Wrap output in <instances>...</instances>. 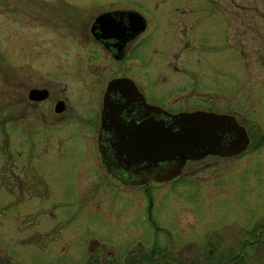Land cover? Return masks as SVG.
<instances>
[{
    "label": "rangeland",
    "instance_id": "rangeland-1",
    "mask_svg": "<svg viewBox=\"0 0 264 264\" xmlns=\"http://www.w3.org/2000/svg\"><path fill=\"white\" fill-rule=\"evenodd\" d=\"M119 7L136 10L146 21L130 61L120 63L132 70V81L140 86L146 100L157 103L155 98H159L171 111L210 110L233 114L247 127L253 123L256 100H263L255 86L254 41L256 30L264 25V0H0V115L12 113L11 121L4 128L0 126V150L3 134L10 140L15 135L12 109L16 88L65 87V92L71 93L65 102L75 113L71 121L93 122V102L99 96L92 89L83 94V100L72 89L79 86L77 78L84 68L89 76L101 77L100 84L107 79L101 67L92 70L95 63H78L83 55L96 58L102 53L91 42H82V36L71 40L64 30L70 25L82 26L83 21L87 26L101 10ZM78 27L75 25V33ZM254 148L252 139L247 153L241 156L206 155L182 168L180 176L169 182L148 183L150 204L142 187L121 190L108 182L113 189L103 186V192L107 191L100 195L101 208L108 214L129 215L134 222H139L141 215H152L156 230L163 232L188 229L192 236L200 230L195 221L203 220L208 227L212 222L216 231L227 230L230 241L236 237L240 240L243 229L251 232L246 236L254 238L259 216L264 215V186L256 184L259 154ZM65 192L64 201L76 199L70 185L65 186ZM40 200L38 219L47 214ZM85 215L96 218L99 214ZM99 226L104 233L98 236L112 243L114 230H105L101 224L92 226L91 231L98 232ZM1 230V264L52 261L48 234L42 238L18 237V246L13 247L18 240ZM85 234L84 230L70 241L68 254L61 257L64 261H84L79 247ZM248 256L252 257L247 250Z\"/></svg>",
    "mask_w": 264,
    "mask_h": 264
},
{
    "label": "flooded vegetation",
    "instance_id": "flooded-vegetation-1",
    "mask_svg": "<svg viewBox=\"0 0 264 264\" xmlns=\"http://www.w3.org/2000/svg\"><path fill=\"white\" fill-rule=\"evenodd\" d=\"M131 10L134 9L119 7L101 10L92 17L87 26L85 21L82 26L75 24L79 26L76 30L77 34L74 32L75 25H68L69 27L64 30L71 40L82 36V42H91L96 50L102 53L96 58L83 55L78 63L84 61L95 63L97 66L92 70L101 67V70L106 72L107 79L100 84L102 78L89 76V70L84 68L77 78L79 86L72 89V92H76L75 95H80L83 100H85L83 94L89 93L92 89L95 90L94 94L99 96L93 102L95 112L92 123L71 121L75 113L69 109L68 102H65L71 95L70 92H65V87L16 88L15 108L12 109L15 121L14 139L10 140L3 134V150H0L1 232L15 240L21 236L28 239L49 235V245L52 244L51 256H49L52 261L49 264H70L61 257L68 251L67 246L70 241L82 235L84 230L86 234L82 236L83 241L79 247L84 261L73 264H264V223H262L264 215L259 216L260 224L254 238L246 236L251 232L246 233L243 229L240 240L236 237V240L230 241L229 236L226 235L228 231L214 230L212 222L208 227L203 224L206 223L203 220L195 221L199 223L196 226L200 227V230L191 236L189 231L192 230L188 229L185 231L170 229L165 232L156 230V220L154 221V217L149 214L139 216V222H134L133 217L129 215H112L101 208L100 195L107 191L103 192V186L113 189L107 184L108 182L121 190L142 187V193L150 204L148 183L153 181L134 185L123 183L113 177L105 169L97 142L102 97L106 85L113 78L123 77L132 81V70L129 66L120 63L130 61L134 46L137 45L140 35L146 28L145 21L144 29L133 35L130 19L119 12ZM111 11H116L112 20L91 26L97 15ZM256 33L255 62L253 61L256 66L255 86L259 89L263 100H256L255 120L249 127L241 120L238 121L235 115L224 113L233 116L237 124L244 128L248 143L240 153L221 158H233L247 153L253 139L255 152L259 154L256 184L264 186V86L262 84L264 25L259 27ZM239 53L243 58L245 57L242 49ZM133 84L146 104L157 106L168 113L180 112L171 111L169 107L163 106L164 102L159 98H155L157 103L149 102L142 94L140 86L134 82ZM33 90H38L36 91L38 93H32ZM128 101L129 105L133 103L130 98ZM11 114L5 111L0 115L2 128L11 121L9 117ZM244 118L246 117L243 116V120ZM113 155L115 157L114 152ZM199 160H186L179 175L164 182L179 177L182 168ZM66 185H70L76 195V199L72 202L62 199L67 193ZM39 198L41 204L47 207V214H43L42 219L36 217ZM83 210L85 213H81ZM102 212L106 214H101ZM87 213H98L99 215L96 216L98 219L85 215ZM101 224L104 225L102 227L105 230L108 228L114 230L112 243L98 236L104 233L101 226L97 229L98 232L91 231L92 226L97 228ZM222 227L225 229L226 224ZM144 235L146 237H143ZM18 242L19 240L14 241L13 247ZM251 244L253 246H250ZM2 250L6 253L10 252L4 248ZM247 250L252 257H246ZM248 260L252 262L249 263Z\"/></svg>",
    "mask_w": 264,
    "mask_h": 264
},
{
    "label": "water",
    "instance_id": "water-1",
    "mask_svg": "<svg viewBox=\"0 0 264 264\" xmlns=\"http://www.w3.org/2000/svg\"><path fill=\"white\" fill-rule=\"evenodd\" d=\"M115 12L97 15L91 26L112 20ZM119 12L130 19L133 35L144 29L145 20L138 12ZM97 142L106 171L123 183L137 185L178 176L186 160L236 155L248 138L231 115L204 110L168 113L146 104L133 82L121 77L106 85Z\"/></svg>",
    "mask_w": 264,
    "mask_h": 264
}]
</instances>
